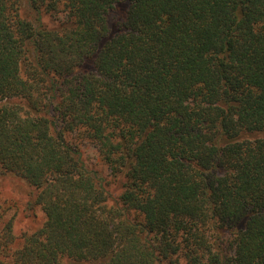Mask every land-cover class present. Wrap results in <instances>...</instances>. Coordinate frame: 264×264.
<instances>
[{
  "label": "trees",
  "instance_id": "16d2710c",
  "mask_svg": "<svg viewBox=\"0 0 264 264\" xmlns=\"http://www.w3.org/2000/svg\"><path fill=\"white\" fill-rule=\"evenodd\" d=\"M0 172V264H264V0H0Z\"/></svg>",
  "mask_w": 264,
  "mask_h": 264
},
{
  "label": "rangeland",
  "instance_id": "374dc122",
  "mask_svg": "<svg viewBox=\"0 0 264 264\" xmlns=\"http://www.w3.org/2000/svg\"><path fill=\"white\" fill-rule=\"evenodd\" d=\"M70 138L80 145L90 166L104 169L109 174L91 141L75 137V135L70 136ZM29 201L30 195L25 185L13 178L2 176L0 172V215H2L0 227L9 220H13L15 235L19 238L24 233L36 231L45 220V215L38 206L31 212L27 211Z\"/></svg>",
  "mask_w": 264,
  "mask_h": 264
}]
</instances>
